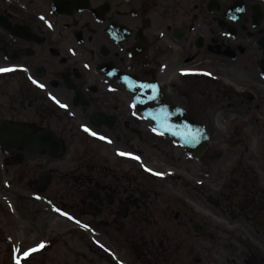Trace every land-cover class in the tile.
I'll use <instances>...</instances> for the list:
<instances>
[{
	"label": "flooded vegetation",
	"instance_id": "af4514ba",
	"mask_svg": "<svg viewBox=\"0 0 264 264\" xmlns=\"http://www.w3.org/2000/svg\"><path fill=\"white\" fill-rule=\"evenodd\" d=\"M0 67V264H264V0H0Z\"/></svg>",
	"mask_w": 264,
	"mask_h": 264
},
{
	"label": "snow or ice",
	"instance_id": "6c2138e0",
	"mask_svg": "<svg viewBox=\"0 0 264 264\" xmlns=\"http://www.w3.org/2000/svg\"><path fill=\"white\" fill-rule=\"evenodd\" d=\"M41 19H43V17H41ZM50 26V25H49ZM71 51V49H70ZM85 67H87V65H85ZM163 67V66H162ZM15 70L14 67H0V73H5V72H10ZM26 70V69H25ZM194 70H190V69H181V74H187L189 72H192ZM29 80H31L32 84L36 85L37 87L43 89L45 86L41 83H39L37 80L33 79L31 76H29ZM140 87H150L152 89L156 88V85H151V86H146V85H140ZM49 98L52 99L56 104H58L60 107H65V105L61 104L59 100H57L54 96L51 95V93H49ZM132 106V105H130ZM165 117L162 115H157L154 116L153 119H164ZM83 131L89 133L92 136L97 137L100 140H104L107 143H111L112 141L104 136H101L95 132H92L89 128H87L84 125H81ZM153 131H156V129H153ZM201 130H197V133H199ZM189 137L192 140H196L197 139V134L191 133L189 132ZM116 154L118 156H122V157H128L130 159H134L137 161H140V157L130 153V152H124L121 151L119 148L116 149ZM141 167H143L145 169V171L151 172L153 175L156 176H161L163 177L164 175H166V173H162V172H156L152 169L147 168L145 165H143V163H141ZM170 174V173H169ZM5 184L7 185V182H5ZM37 199H39L40 197H36ZM53 211L58 212L60 215L66 216L68 219H74L72 216H70L68 213L62 211L61 209H59L58 207L53 206ZM77 224H80V226L82 228L88 229L89 225L87 224H83L80 221L76 220L75 221ZM47 241H40L38 244H35L33 247H28L26 249L21 250L19 248V246L13 247L11 249V253H12V258H13V264H23L24 261L28 260L29 257L32 255V253L39 251L40 249H43L47 246ZM98 243V242H97ZM101 247H103V245H100Z\"/></svg>",
	"mask_w": 264,
	"mask_h": 264
},
{
	"label": "rangeland",
	"instance_id": "374dc122",
	"mask_svg": "<svg viewBox=\"0 0 264 264\" xmlns=\"http://www.w3.org/2000/svg\"><path fill=\"white\" fill-rule=\"evenodd\" d=\"M20 236H22V234L18 233V234H12V238H13V241H11L10 245L13 246V244H16L18 238H21ZM26 240V239H25ZM24 240V247H27L29 246L31 243H27L25 242ZM50 255H52V253H50ZM54 258H57L56 256L53 257ZM34 260L31 264H56V261L54 260Z\"/></svg>",
	"mask_w": 264,
	"mask_h": 264
},
{
	"label": "water",
	"instance_id": "95a60500",
	"mask_svg": "<svg viewBox=\"0 0 264 264\" xmlns=\"http://www.w3.org/2000/svg\"><path fill=\"white\" fill-rule=\"evenodd\" d=\"M185 145L187 146L188 150L191 151L195 156H199L205 148V139H198L196 143H185Z\"/></svg>",
	"mask_w": 264,
	"mask_h": 264
}]
</instances>
